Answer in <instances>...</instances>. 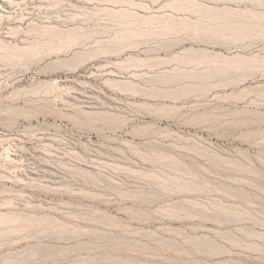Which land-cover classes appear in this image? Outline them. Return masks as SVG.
<instances>
[{"label": "rangeland", "instance_id": "rangeland-1", "mask_svg": "<svg viewBox=\"0 0 264 264\" xmlns=\"http://www.w3.org/2000/svg\"><path fill=\"white\" fill-rule=\"evenodd\" d=\"M0 8V264H264V0Z\"/></svg>", "mask_w": 264, "mask_h": 264}, {"label": "bare ground", "instance_id": "bare-ground-1", "mask_svg": "<svg viewBox=\"0 0 264 264\" xmlns=\"http://www.w3.org/2000/svg\"><path fill=\"white\" fill-rule=\"evenodd\" d=\"M10 1V0H9ZM4 2V0H0V5H2V3ZM13 2V1H12ZM11 2V3H12ZM1 9V8H0ZM243 64V63H242ZM160 65V64H159ZM162 65V64H161ZM246 65V64H245ZM20 66V65H19ZM23 66V65H22ZM21 67V66H20ZM175 68V67H174ZM161 70V69H160ZM169 70V69H168ZM173 70V69H172ZM175 70V69H174ZM173 70V71H174ZM26 71H27V69H23L22 67H21V69H20V71H19V74H18V76H16V78L14 79V81H13V83L15 84V83H17V82H20V81H22V79H23V76H24V74L26 73ZM172 71V72H173ZM205 71V70H204ZM163 73H165L166 74V72H167V76H168V74L170 73V71H167V69L166 70H164V71H162ZM198 72H200V71H198ZM203 72V71H202ZM158 73V72H157ZM163 73H161V74H163ZM194 73V72H193ZM192 73V74H193ZM207 73V72H206ZM131 74L132 75H130V76H135V77H137L136 75V73H133V72H131ZM134 74V75H133ZM152 74V73H151ZM156 74V73H155ZM171 74V73H170ZM170 74H169V76H170ZM183 74V73H182ZM194 74H196V73H194ZM165 75V76H166ZM172 75H174L173 73H172ZM171 75V76H172ZM177 75V73L174 75L175 77H178V76H176ZM191 75V74H190ZM206 75H208V73L206 74ZM157 76V75H156ZM162 76V75H161ZM166 76V77H167ZM180 76H182L181 74H180ZM134 77V78H135ZM163 77V76H162ZM161 77V79H163ZM173 77V76H172ZM180 78V77H179ZM185 78V77H184ZM190 78V77H189ZM194 78V77H193ZM202 78V77H201ZM204 78V77H203ZM207 78V77H206ZM173 79V78H172ZM176 79H178V78H176ZM185 79H187V78H185ZM200 79V78H199ZM153 80V79H152ZM168 80V79H167ZM170 80V79H169ZM180 80H182V79H180ZM132 81V80H131ZM144 81V80H143ZM155 81V80H154ZM157 81V80H156ZM161 81V80H160ZM171 81V80H170ZM169 81V83H167V84H170L171 82ZM158 82V81H157ZM168 82V81H167ZM176 82H180L179 80L177 81L176 80ZM158 83H160V82H158ZM166 83V82H165ZM51 84H58V81L57 80H54L53 82H51ZM173 84V83H172ZM188 84H189V82H188ZM193 87V86H192ZM175 88V87H174ZM177 88V87H176ZM180 88V87H179ZM245 93V92H244ZM41 94H45L44 93V91H42V90H36V89H34V90H32L30 93H29V95L30 96H37V95H41ZM132 94V96L133 97H136V96H138V98H142L143 99V101H142V103L141 104H138V103H136L137 105H145L144 107V109H139V110H135L134 108H132V107H130L131 105H128V104H125V103H123L124 104V107L122 108V110H124V112L126 113V116L128 117L127 118V121H130V120H133V119H136L137 117H143V118H148V117H150V116H153V115H155L154 113H153V110L154 109H158L159 108V106H158V108L156 107V108H154V104H158L157 102L159 101L158 100V96L156 97V96H154V95H151V93L149 94V93H144V92H138L137 91V93H131ZM249 95V94H248ZM243 96H244V94H243ZM247 96V94L244 96V97H246ZM242 97V96H241ZM243 97V98H244ZM240 99V98H239ZM156 100V101H155ZM158 100V101H157ZM243 100V99H242ZM249 100H251V99H249ZM130 102V101H129ZM131 104H133L132 102H130ZM135 103V102H134ZM170 104H168V106H169ZM142 106V107H143ZM161 106H163V105H161ZM166 106H167V104H166ZM137 107V106H136ZM164 107H165V105H164ZM161 108V107H160ZM159 110V109H158ZM157 120V119H156ZM246 122V121H245ZM155 124V123H154ZM145 125V124H144ZM149 127V126H148ZM173 132V131H172ZM172 132L171 133H169V134H172ZM165 133H168L167 131L165 132ZM176 133V132H175ZM168 134V135H169ZM178 133H176V135H177ZM169 137V136H168ZM155 162V161H154ZM151 163V162H150ZM156 163V162H155ZM154 164V163H153ZM163 164V163H162ZM172 164V163H171ZM164 166H165V164H163ZM108 166V165H107ZM163 166V167H164ZM151 168V167H150ZM157 168V167H156ZM165 168H166V166H165ZM170 168V167H169ZM171 169V168H170ZM160 170H162L161 168H160ZM150 171V170H149ZM153 171V170H152ZM158 171V170H157ZM166 172V171H165ZM164 172V173H165ZM174 172V171H173ZM180 172V171H179ZM182 172V171H181ZM153 173V172H152ZM155 173V172H154ZM167 173V172H166ZM171 176V175H170ZM173 176V175H172ZM173 178V177H172ZM177 178V177H176ZM151 179V178H150ZM154 179V178H153ZM169 179H171V178H169ZM168 179V180H169ZM167 180V181H168ZM175 180V179H174ZM179 179H177V181H178ZM166 181V180H165ZM182 181V180H181ZM170 183V182H169ZM148 184V183H147Z\"/></svg>", "mask_w": 264, "mask_h": 264}]
</instances>
